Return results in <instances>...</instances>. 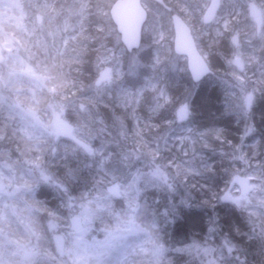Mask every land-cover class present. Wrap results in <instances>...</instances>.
Segmentation results:
<instances>
[{"label":"trees","instance_id":"16d2710c","mask_svg":"<svg viewBox=\"0 0 264 264\" xmlns=\"http://www.w3.org/2000/svg\"><path fill=\"white\" fill-rule=\"evenodd\" d=\"M16 1L22 7L11 11L19 18L2 22L12 37L0 30V46L5 38L17 41L11 50L17 55L0 62V180L6 189L0 214L18 215L7 233L17 242L34 238L30 227H37L40 248L27 264H61L49 224L67 234L74 229V202L94 200L113 184L133 185L172 264H199L181 248L207 242L234 245L231 256L239 264H264V212L223 201L236 172L258 169L264 176V18L259 24L248 12L256 3L264 13V0H229L245 19L236 13L215 28L203 23L207 0L144 1L149 20L135 65L109 14L118 0ZM155 10L163 14L161 25L150 30ZM168 11L191 28L211 69L200 83L188 74L187 60L173 53ZM10 14L0 9L1 19ZM236 56L244 68L235 67ZM115 63L119 74L99 85V74ZM36 75L60 85H38ZM60 106L73 137L48 131ZM31 113L39 120L34 125ZM155 172L163 176L154 179ZM125 204L113 196L96 212L95 227L124 214Z\"/></svg>","mask_w":264,"mask_h":264},{"label":"rangeland","instance_id":"374dc122","mask_svg":"<svg viewBox=\"0 0 264 264\" xmlns=\"http://www.w3.org/2000/svg\"><path fill=\"white\" fill-rule=\"evenodd\" d=\"M206 3L207 5L205 10L208 9L207 7H209V0H207ZM250 5L251 3H249L248 12L250 16L249 18H252ZM20 7H22V4L16 0H0V9L6 8L9 10V12H11L9 18L1 19L0 16V30L6 37L11 35H7V33L3 30L4 28L2 27V22L8 19L15 20L19 18L16 15L15 10L12 12L11 9ZM219 9L221 14L219 13L214 19V28L218 25L226 24V20L230 22L231 18H233L236 13L240 15V19H245V13L243 9H240L239 12H234L235 9L229 0H221V8ZM157 11L158 10L154 11L155 17H153V20L149 26L150 30L161 25L158 18L163 14H159ZM260 13L261 18L263 19V11L261 10ZM166 17L171 20V14L170 16L166 15ZM254 20L259 24L261 22L260 18L258 20ZM200 37H202V35ZM236 39L237 37L233 38L234 46L235 43L238 44ZM4 40L5 41L0 46V62L6 63L11 59L12 55L14 57L17 55L16 52L13 53L11 51L12 48L14 49V43L17 41L13 40L12 38H5ZM172 41H174V35ZM139 54L140 53L130 54V57H128L127 60L129 65H135ZM17 59L20 58L18 57ZM242 60L243 59L240 56H236L234 58V65L237 70L241 69L242 67L244 68V61ZM108 61H111L110 58H108ZM114 67H116V63L114 66H112V68H104V70L99 74V85L110 84L114 79L113 77L119 74L117 70L118 68ZM48 77H50V75H48ZM233 82L240 84V82L237 80ZM35 83L47 88H49V86L52 88L58 87V85H60L58 81L54 80L51 83V81L49 82L47 78H43L40 75H36ZM45 99L43 98L42 101H45ZM244 99L247 102L253 98L251 96H245ZM63 108L64 107L60 106L56 108V110L53 109L54 120H51V129L48 131L51 130L50 132L54 136L73 137L74 133L72 132H74V130L71 127V124L67 122L64 112H62ZM179 113L180 117L184 118L187 116V112L184 109H182ZM31 117H33L30 121L31 125H34L33 123L39 121L38 117H36V114H33ZM151 161H153V164L156 163V161L153 159H151ZM245 166L248 165L245 163V165L242 166L243 169L246 168ZM241 171L236 172L234 177L242 176V178L245 177L250 180V194L243 198L239 190H237V193L234 187L232 188L233 191L226 193L224 197L229 196L227 201L231 203H233V201L239 203V205L244 206V208L247 207L248 209H251L254 207L255 209L253 208V210L256 212H264L263 171L255 169L247 175H243V172ZM46 176L47 175L44 173V175L41 174L40 177L46 181H49V178ZM153 176L155 177L154 179H158L159 177L163 176V173L155 172ZM234 177L232 178L234 179ZM6 180L11 179L6 177ZM162 182L165 184V180ZM4 187V184H2V181L0 180V194L6 190L3 189ZM2 190L3 192H1ZM17 190H19V188ZM135 191L136 190L133 188V185L127 187L126 189L125 187L121 188L113 184L109 187H106V189L100 188L98 194L93 197L94 200L74 202V204L71 206L73 207L72 212L76 214L75 216L73 215V219L71 220V227L74 229L68 231L67 234H61L58 229L60 225L55 222H51L49 224L50 229L53 230L51 236H53L55 239V250L60 255L61 264H172L170 261L171 259L166 256L168 254V250L166 245H164V238L163 235H161L162 232L159 230L158 224L155 222L152 216H150V218L147 216L145 206L137 202V195ZM13 194L15 193H7L6 196L14 197ZM116 194L118 197L125 199V205H127V209L125 210L124 214L117 213L110 218V222H106L107 219H105L104 223L95 227L94 221L96 218V212L101 213L104 211L107 208L106 204L111 201L112 197L116 196ZM93 202L95 203L94 207H92ZM5 205L6 203L4 202V206ZM12 215L8 216L6 212L0 214V264H27L28 260H32L33 258L35 260L37 250L40 248V245L37 241L39 240V232L36 230V226L33 228L30 227L34 238H32L33 236L31 235V238L27 242H17L19 238L17 237V240L13 236H9L7 238V233H10L11 230L8 221L13 222L14 220H12V218H16V221L18 219V215ZM8 227L10 229H8ZM207 243L208 244L195 245L191 248H188V246L185 245L182 246L181 250L183 251L185 249V251H187L189 254L194 255L195 260L199 264H222L229 261L233 262L234 264H239L238 258L231 256L235 251L233 248L234 245L229 247L225 242H223L221 248H213L210 242ZM44 246H47V244ZM190 257L191 256H189V258ZM64 258H66V260H64Z\"/></svg>","mask_w":264,"mask_h":264},{"label":"water","instance_id":"95a60500","mask_svg":"<svg viewBox=\"0 0 264 264\" xmlns=\"http://www.w3.org/2000/svg\"><path fill=\"white\" fill-rule=\"evenodd\" d=\"M144 0H118L110 10V16L117 28L118 34L127 52L130 54L141 48L143 41V30L145 22L148 20V12L144 8ZM162 4V0H149ZM221 0H211L210 6L204 14L203 22L206 25L211 24L220 7ZM252 18L258 20L260 12L256 4L251 5ZM183 19L174 15L172 17L174 29V53L179 57L187 59L188 71L195 84L200 83L210 75L211 69L201 55L190 27L182 21ZM235 185L240 190L241 195L247 197L250 194V180L242 176H236L232 180V186ZM228 199V196L224 200Z\"/></svg>","mask_w":264,"mask_h":264},{"label":"flooded vegetation","instance_id":"af4514ba","mask_svg":"<svg viewBox=\"0 0 264 264\" xmlns=\"http://www.w3.org/2000/svg\"><path fill=\"white\" fill-rule=\"evenodd\" d=\"M118 2V1H117ZM209 2H210V0H209ZM209 4V3H208ZM221 8V7H220ZM218 13H219V11H218Z\"/></svg>","mask_w":264,"mask_h":264}]
</instances>
